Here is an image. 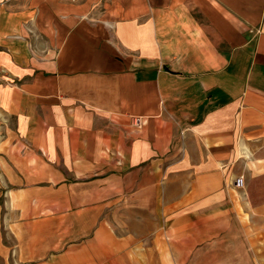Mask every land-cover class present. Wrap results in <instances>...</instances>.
I'll return each mask as SVG.
<instances>
[{"label":"crops","instance_id":"crops-1","mask_svg":"<svg viewBox=\"0 0 264 264\" xmlns=\"http://www.w3.org/2000/svg\"><path fill=\"white\" fill-rule=\"evenodd\" d=\"M0 264H264V0H4Z\"/></svg>","mask_w":264,"mask_h":264},{"label":"built area","instance_id":"built-area-1","mask_svg":"<svg viewBox=\"0 0 264 264\" xmlns=\"http://www.w3.org/2000/svg\"><path fill=\"white\" fill-rule=\"evenodd\" d=\"M234 186L237 189H243L244 188V179L243 177H238L234 181Z\"/></svg>","mask_w":264,"mask_h":264},{"label":"rangeland","instance_id":"rangeland-1","mask_svg":"<svg viewBox=\"0 0 264 264\" xmlns=\"http://www.w3.org/2000/svg\"><path fill=\"white\" fill-rule=\"evenodd\" d=\"M2 2H4V0H0V4H2Z\"/></svg>","mask_w":264,"mask_h":264}]
</instances>
